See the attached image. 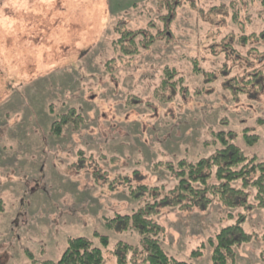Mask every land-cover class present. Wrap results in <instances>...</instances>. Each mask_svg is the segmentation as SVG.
<instances>
[{
  "label": "rangeland",
  "instance_id": "rangeland-1",
  "mask_svg": "<svg viewBox=\"0 0 264 264\" xmlns=\"http://www.w3.org/2000/svg\"><path fill=\"white\" fill-rule=\"evenodd\" d=\"M261 10L257 0H0V264L56 262L79 237L104 264H116L119 243L132 246L130 264L141 235L107 221L152 198L134 200L127 186L170 189L163 164L214 156L221 132L264 163ZM117 27L144 35L125 43L135 53L115 45ZM70 109L79 124L53 136L51 124ZM246 192L248 210L213 201L205 211L158 207L148 218L163 227L169 256L210 264L207 239L243 214L252 241L234 249V263L264 264V208L254 188Z\"/></svg>",
  "mask_w": 264,
  "mask_h": 264
},
{
  "label": "trees",
  "instance_id": "trees-1",
  "mask_svg": "<svg viewBox=\"0 0 264 264\" xmlns=\"http://www.w3.org/2000/svg\"><path fill=\"white\" fill-rule=\"evenodd\" d=\"M257 2L264 7V0ZM257 14L264 21L263 10L258 11ZM114 30L119 36L115 45L128 55L135 53L126 47L127 44L136 46V37L140 32L120 30L118 27ZM259 36L264 39V29ZM171 76L172 72L165 70L166 79ZM167 85L168 83L163 81L161 86L165 88ZM80 119L82 117L74 109H70L57 117L51 124L50 131L53 136L59 137L71 123L79 124ZM229 136L230 133L217 134L221 147L208 159H201L196 163L180 160L175 164L171 162L163 164L162 168L175 182L170 189H165L164 186H127V196L134 200L141 199L144 195L152 198L150 204H146L132 216H117L107 221L110 228L119 224L121 229L126 230L131 227L141 235L142 255L140 258L137 254L133 255L130 264H187L169 256L163 249L160 238L161 233L164 232L163 227L148 218V215L155 213L158 207L184 212L205 211L213 201H217L228 210L239 208L248 210L254 205L248 204L246 191L248 188H254L256 190L254 198L257 201L255 206L264 208V163L257 162L255 158L248 159L238 146L229 143L227 139ZM243 138L249 146L259 141L258 136L247 133H244ZM161 165L157 164L156 167L160 168ZM235 182H239L240 186L234 187ZM244 220L245 216L240 214L233 225L222 228L215 236L207 239V245L211 249L210 264H235L234 249L252 241V236L245 233L241 227ZM100 241L103 245L107 244L106 237L101 236ZM204 245L192 251L191 259L202 256ZM129 252L135 253L136 250L130 245L119 243L114 251L116 264H127L126 254ZM43 264H104V257L102 251L94 247L89 239L69 238L59 260L46 261Z\"/></svg>",
  "mask_w": 264,
  "mask_h": 264
}]
</instances>
